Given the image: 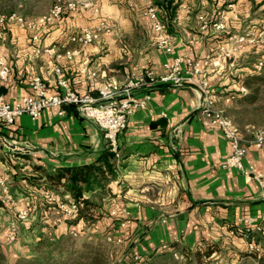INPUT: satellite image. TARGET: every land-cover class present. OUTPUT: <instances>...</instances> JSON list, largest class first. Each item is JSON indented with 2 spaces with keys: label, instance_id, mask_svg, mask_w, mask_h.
<instances>
[{
  "label": "crops",
  "instance_id": "obj_1",
  "mask_svg": "<svg viewBox=\"0 0 264 264\" xmlns=\"http://www.w3.org/2000/svg\"><path fill=\"white\" fill-rule=\"evenodd\" d=\"M94 2L97 14L79 9L63 17L59 25L37 31L36 41L32 31L16 25L7 29L0 38V57L7 61L10 74L0 83V96L13 103L31 94L29 83L34 76L46 83L50 93L60 92L56 68L76 94L95 96L111 81L122 83L128 72L150 69L161 75L163 64L171 58L203 61L209 57L218 62L209 70L216 107L239 130L246 148L244 164L264 174V149L250 144V129L263 125L264 118L253 120L257 111L246 103L251 86L243 83L247 75L258 71L256 59L264 60V42L244 44L231 59L222 57V49L236 33L260 30L264 21L254 17L251 6L258 1L154 0L165 23L163 34L171 37L172 54L157 48V35L144 16V0ZM220 18L224 29L217 31L213 24ZM101 21L110 29L93 43L82 47L70 41L73 33L93 29ZM71 50L78 54L69 60L65 52ZM254 56L253 62L249 60ZM242 86L245 95L240 92ZM147 93L150 99L145 107L128 116L117 138L119 158L111 162L114 176L105 173L102 188L84 193L99 205L98 218L90 226L82 220L69 224L61 217L46 192L54 200H71L69 193L46 189L47 181L34 168L52 171L96 162L106 149L102 131L71 106L63 107L62 116L45 112L31 119L22 115L10 127L0 125V180L10 193L15 192L14 186L24 188L25 195L18 193L21 206L14 208L15 212L30 210L29 221L21 223L23 232L31 235L35 245L40 234L53 239L80 226L91 227L94 232H105L106 240L111 237L107 242L121 239L120 252L140 257L141 264H163L174 252L192 264H241L244 259L256 264L255 258L242 255L249 253V242L264 236V186L222 167L230 144L201 112L192 86L162 85ZM24 147L27 150L22 152ZM20 172H27L28 182ZM113 211L117 216L111 215ZM4 212L0 206V214ZM122 220H127L125 228H120ZM163 244L168 250L161 249ZM208 245H212L210 256L197 260L194 253Z\"/></svg>",
  "mask_w": 264,
  "mask_h": 264
},
{
  "label": "built area",
  "instance_id": "obj_2",
  "mask_svg": "<svg viewBox=\"0 0 264 264\" xmlns=\"http://www.w3.org/2000/svg\"><path fill=\"white\" fill-rule=\"evenodd\" d=\"M146 3L144 16L147 19L153 33L157 35L156 46L166 54H172L170 45L171 37L164 35L165 23L152 0H144ZM79 9L89 10L92 14L98 13V8L94 0L66 1L55 3L49 11L38 18L26 20L23 17L12 13L9 15L0 14V38L4 36L10 25H16L20 29L34 32L32 40H37L36 32L45 27L59 25L63 17L74 15ZM203 27L206 22L203 16L199 17ZM217 31L224 29V22L220 18L213 24ZM110 27L105 21H101L93 29L82 28L73 33L70 41L84 47L96 41L102 32L109 31ZM264 42V24L260 31L252 32L247 35H237L229 40V44L222 49V57L231 59L234 53L244 44H255ZM78 54L77 50L66 51L67 59H72ZM217 61L210 60L209 57L203 61L189 57H175L163 64L164 73L157 75L150 69L126 73L122 83L111 81L97 90L95 96L86 93L78 95L72 91L62 76L60 68L54 70L57 75L56 85L60 92L50 93L46 83L39 77L34 76L29 88L31 94L22 96L13 103L6 102L0 96V125L10 127L16 119L22 115H27L31 119L39 118L43 113L63 115V107L71 106L83 118L91 120L102 131L106 148L113 154L115 159L119 158L117 138L125 130L127 118L136 110L143 109L146 102L150 99L147 93L155 87L167 85L181 87L184 85L192 86L200 99L201 112L217 127L222 137L229 142L231 147L230 154L223 160L224 169H235L240 174L252 178L260 186H264V174L256 171L251 165L244 164L246 148L243 139L240 137L238 128L232 119L225 114L222 109L216 107L217 97L211 92L209 85L210 67H216ZM264 67V60L256 63L255 69L261 70ZM10 68L7 61L0 57V83H5L9 77ZM240 92H246L245 87H240ZM142 93V94H140ZM250 144L257 150L264 149V125L250 129ZM18 150V149H17ZM0 202L3 205H14L15 201L10 193L9 186L0 180ZM48 199L53 201L63 219H72L78 212L79 205L71 200H54L53 194L46 192ZM121 214H126L121 211ZM117 216V212H111ZM16 220L20 223H27L30 219V210L27 208L19 209L15 212ZM127 220L120 222V228H125ZM5 240L10 243L16 240V224L10 222L5 232ZM111 241V237H107ZM116 243H121V239H116ZM162 250H168L166 244L161 245ZM249 252L257 253L259 247L254 242L247 245ZM180 255L173 253V257ZM140 260V257H134ZM184 264H188L185 261ZM201 264H207L203 261Z\"/></svg>",
  "mask_w": 264,
  "mask_h": 264
},
{
  "label": "rangeland",
  "instance_id": "obj_3",
  "mask_svg": "<svg viewBox=\"0 0 264 264\" xmlns=\"http://www.w3.org/2000/svg\"><path fill=\"white\" fill-rule=\"evenodd\" d=\"M66 1H81V0H0V14L8 15L15 13L26 20H30L45 15L55 3L66 2ZM257 1H258L257 4L255 2L254 3L252 2L251 5L252 8H254V10L256 11L254 17L259 21L261 20L264 21L263 20L264 7L262 8L264 1H260V0ZM152 2L154 4V0H152ZM11 26L13 25H10V28ZM259 31L260 30H258L257 32ZM254 32L257 34L256 30ZM236 35L238 34L236 33ZM255 59L256 57L254 56L249 60H252L253 62ZM260 60L262 59L257 58L255 61V65ZM261 71H264V67L261 69ZM250 89L251 90L247 94L246 92H243V94L248 95V101L246 103L248 105H253V107L256 109L257 113H254L252 118L253 120L258 122L264 118V80L260 81L257 84L252 85ZM21 150L22 152H25L27 149L26 147H24ZM26 174L27 172H20V175L25 178L26 182H28ZM13 191L16 192V193L11 192V195L15 201L14 205L8 204L5 206L0 202L2 207H4L5 209V212L0 214L1 215L0 243L2 245V250L5 254L8 264H11L18 257L30 259L32 256L33 249L35 248L31 235H28L23 232L22 227L24 226L23 224L19 223L16 220L15 211H14V208L16 206H21L20 199L18 200V198H20L18 193H22L23 195H25L24 188H22L21 186H16V187L14 186ZM12 221L15 222L16 224V240L14 242L8 243L5 240L4 234L7 230L8 224ZM87 225L90 226V224ZM106 236L107 235L103 231L94 232L92 231L91 227L87 228L80 226L72 230L67 235H59L57 238L56 237L53 238L55 239L54 243H56V246L52 248L51 257H55L57 260L61 262H65V261L70 263L80 262L81 264H88L91 261L90 260L91 258H93L94 256L101 255L104 264H135V263L139 264L140 263V260L136 261L133 259V257L130 258L122 254L118 249L119 248L118 245H120V243L107 242ZM254 244L257 245L259 249H264V236L260 235L256 239H254ZM55 248H58V250H54ZM214 262L215 261H212L211 264H215ZM184 263L185 261L181 259L180 256L177 258L171 256L168 258V260H165L163 262V264H184ZM240 263L253 264L252 260L250 259H244ZM188 264H192V263L188 262Z\"/></svg>",
  "mask_w": 264,
  "mask_h": 264
},
{
  "label": "trees",
  "instance_id": "obj_4",
  "mask_svg": "<svg viewBox=\"0 0 264 264\" xmlns=\"http://www.w3.org/2000/svg\"><path fill=\"white\" fill-rule=\"evenodd\" d=\"M263 80L264 72L254 71L244 78L243 83L249 87ZM113 159H115L113 154L106 148L101 152L97 161L94 163L84 164L78 167L58 168L52 171L43 169L40 166H36L34 169L47 181L46 189L55 194L67 192L71 199L79 205L75 217L68 220L69 224H75L80 220L86 224H92L98 218L97 209L99 208V205L97 202L85 198L84 193L93 190L94 187L102 188L104 182L107 180L105 173L112 177L114 176L111 165ZM0 206H2L1 203ZM54 240L55 239L43 237L42 234H40V238L35 244L31 258L25 259L18 257L11 264H81L80 262H61L55 257H51L52 248L56 246ZM211 248L212 245H208L205 250L195 252V258L200 260L202 256H210L212 253ZM54 250H58V248H55ZM242 256L253 257L255 258L256 264H264V249H260L257 253H243ZM90 260L91 261L88 264H104L101 255L94 256ZM0 264H8L1 243Z\"/></svg>",
  "mask_w": 264,
  "mask_h": 264
}]
</instances>
